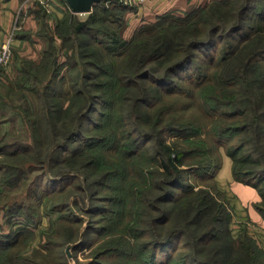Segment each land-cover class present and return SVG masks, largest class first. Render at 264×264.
<instances>
[{
	"label": "rangeland",
	"instance_id": "obj_1",
	"mask_svg": "<svg viewBox=\"0 0 264 264\" xmlns=\"http://www.w3.org/2000/svg\"><path fill=\"white\" fill-rule=\"evenodd\" d=\"M119 2L123 1L112 0L106 5L114 6ZM113 13L117 19L118 12L114 10ZM87 15L67 13V23L73 16L85 19ZM233 18L227 16L221 23L227 27ZM211 22L200 24V38L205 37L208 29L211 30L217 23L216 19ZM175 24L174 19L168 18L137 27L133 35L142 47L137 50L136 60L139 61L148 48L159 44V34H171V25ZM54 25L48 31L50 36L54 32ZM92 25L100 30L117 27V23L108 21H98ZM96 33L97 40L104 42L90 37V33L82 34L83 57L76 55L67 59L61 54L60 65L63 66L56 76L48 71L50 57L44 56V51H25L16 56L13 51L10 63L0 66L3 84L13 82L21 74L15 69L21 59L39 62L38 66L24 62L21 68L31 69L40 77V80L32 78L27 83L28 88L21 92L22 98L16 96L15 104L21 105L18 112L13 110L16 114L0 113V264H118L124 259L123 255H118V251L125 249L128 243L133 245L140 242L145 245L150 241L155 228L148 225V220L159 217L161 212L147 206L152 196L160 194V189L155 186L160 185V173L154 176L150 174L157 167L150 160L155 136L163 135L166 143L176 141L179 147L187 148L183 137L169 131L177 123L201 124V136H207L214 116L210 118L203 112L200 95L205 93L209 96L213 92L206 89L196 91L193 97L187 94L189 88L194 87V72L197 67L201 68V76L212 71L228 41L234 45L242 43L238 35L234 39L228 37L224 40L218 36L219 39L213 43L197 48L192 62L172 76V90L150 92L153 98L146 106L139 107V113L133 104V98L139 96V91L132 90L133 87L126 85V80L121 76L128 66L124 60L132 42L124 47H114L102 32ZM184 37L185 34L182 37L185 41ZM171 38H174L173 42L177 39L173 34ZM70 43L72 40L65 42L67 46ZM55 45L61 51L67 48H62L60 38L55 39ZM157 59L146 64L143 62L137 67L158 73L163 66ZM257 60L264 69V54L259 55ZM93 63L100 68L93 67ZM86 71H95L97 75L82 78ZM116 72L119 81L114 78ZM150 82L147 80L148 84ZM76 89L90 91L77 95L74 92ZM103 96L110 99L112 107L102 104ZM91 97L97 101L92 102ZM90 102L92 106L89 109L85 106ZM109 110L111 115L105 117V112ZM136 121L138 127L154 137L148 141L139 137L137 142L134 140L132 143L136 136ZM66 133L67 138L64 137ZM241 135L230 132L223 136L222 144L216 150L221 158L227 155L226 148L238 143ZM12 142L19 143L18 150L8 154L13 151ZM132 151L136 154H130ZM212 172L202 175L188 171L186 181L195 189L207 187L213 201L224 206L221 212L224 219L219 226L223 230L229 228L231 235L222 230L215 238L194 244L189 236L192 233L200 234L208 227L201 216L202 212L195 215L197 201L189 198L178 209L177 217L187 227L188 235L178 236L165 246L157 255L158 263L200 264L197 261H202L204 264H239L242 258L247 261L245 264L256 261L264 264V218L256 208L263 219L262 225L252 221L234 225L231 207L227 198L215 187ZM247 178L256 181L253 175ZM263 184L260 182L261 186ZM181 193L177 188L174 197ZM174 197L158 205L170 211L175 205ZM132 200L136 203H132ZM214 202L211 208L217 209ZM148 211L151 216H148ZM172 213L173 210L171 216ZM36 214L38 218L41 217L37 227L28 223L31 218H37ZM170 220L157 226L156 231L161 237L170 232ZM244 230L248 233L246 237L242 234ZM232 235L240 237V241L232 240ZM240 245H244L252 254L251 261L247 260L246 250Z\"/></svg>",
	"mask_w": 264,
	"mask_h": 264
},
{
	"label": "trees",
	"instance_id": "obj_2",
	"mask_svg": "<svg viewBox=\"0 0 264 264\" xmlns=\"http://www.w3.org/2000/svg\"><path fill=\"white\" fill-rule=\"evenodd\" d=\"M107 2H112V0H102L96 3L92 10L88 12L85 19H79L78 17L74 18L73 16L67 23L68 19L66 18L68 17L66 13L62 18L56 21L54 32L50 36V47L47 51H44V56L48 55V57H50V68H48V71L52 72L54 76L59 74L61 66H63L60 65L61 54L67 59L74 58L76 55L83 57L84 52L81 50L83 44L82 34L90 33V37L97 40L98 37L96 32H102L103 35L108 37L109 42L112 43L114 47H124L132 42L131 48L125 54L124 61H126L128 66L121 73V76L126 80L124 81L126 85L133 87L132 90L134 91H139V96L133 98V104L136 106L138 112L140 110L139 107L141 108L142 105L146 106L153 98L154 95L150 94V92L158 90L170 92L172 90V76L178 70L192 62L197 48L213 43L215 40L219 39L218 36H220V40H224V38L228 37L234 39L235 36L238 35V39L242 40V43L237 45H234L232 41L226 43V47H223V52L216 61L212 71L207 74L204 73V75L201 76V68L197 67L194 72L196 75V79L193 81L194 87L192 88L193 90L189 88L190 90L187 94L193 97L196 91H203L206 89L213 92L209 96L205 93L200 95L203 112L210 116V118L214 116V120L210 125L212 128H210V132H207V136H201L202 128L201 124L198 123H177L169 128V131L175 133L174 135L183 137L186 140L188 145L187 148L179 147L176 141L166 143L163 135L155 136L153 154L150 156V160L152 161L151 164H155L157 167L156 169H152L150 174L154 176L155 173H160V185H155L160 189V194L154 197L152 196L148 200L147 206L154 207L161 212L159 217L155 219L152 217L150 221L148 220V225L151 226V228H155L154 232H151L150 241L145 242V245L140 242L129 245V243L126 242L128 245L125 249L117 251L119 256H124L123 261H120L121 263L119 262L118 264H128V262H131V264H162L161 262L158 263L157 255L162 252L163 248L172 243L178 236L188 235L187 227L180 223L177 217L178 209L188 201L189 198L197 201L194 206L196 209L195 215H197V212L198 215L202 212L201 216L205 218L204 220L206 221L204 223H207L206 228L208 227L206 231L200 234L194 235L192 233L189 236L194 244L201 243L210 237L215 238L218 232H222L223 229L220 228L219 224L224 219V215L221 213L224 211V206L213 201L211 191L207 187L195 189L194 185L186 181V174L190 171L204 175L207 174L208 171H213L211 175L213 177L216 170L221 165V157L216 150L219 145L222 144L223 136L228 135L230 132L242 134L236 145L226 148V154L231 159L232 177L237 181L244 182L257 189L260 200L255 203V207L264 218V184L262 186L260 185V182H264V69L257 60L259 55L264 54V0H212L206 5L184 15L172 13L164 14L158 19H174L176 24L171 25L173 31L171 34H159V44L144 51L140 59L141 61L139 60L140 62L136 60V57L138 53L137 50L142 47L141 42L138 39L135 40V34L130 39H125L121 36V27L125 22V11L129 6L123 2L110 6L106 5ZM114 10L118 12L117 19L113 17ZM68 13L70 14L71 12L69 11ZM75 14L77 13H74V15ZM206 15L208 17L204 18ZM227 16H234V18L230 19L231 22L225 27L223 25L224 23L221 22L226 19ZM42 17H44V19L47 18L45 12L42 13ZM211 18L216 19V26L214 25L211 30L208 29V34L200 38L198 36L201 32L200 24L212 23L211 21L213 19ZM98 21L115 22L117 23V27H112L110 30H100L99 27L95 28V26L92 25L94 22ZM172 34L177 38L175 42H173L174 38H171ZM183 34H185L186 37L185 41L182 39ZM56 38L61 39L62 48H64V46L67 47L65 50L61 51V49L55 45ZM67 40H72V43L68 46L65 44ZM97 41L101 43L104 42L99 39ZM112 48L109 49L111 50ZM156 57H158L157 61L163 66L162 71L156 73L157 71L154 70L150 71L149 69H140L137 67V65L143 62V64H146ZM17 59L19 60L20 58L17 57ZM210 61L208 63H210ZM24 62H28L30 65L35 66L39 64V62H34L29 59H21L15 67L16 71L21 74L17 76L15 80L8 84H3L0 80V113L4 115L10 113L16 114L18 108H21V105L15 104L17 101L16 96L22 98L21 92H24L26 88H28L27 83H29L32 78L40 80L39 75L32 72L31 69L21 68V64ZM93 67L97 68L99 65L93 63ZM133 67L135 68L133 69ZM1 71L2 69H0V73ZM102 72L106 73L104 70H102ZM117 73L118 72L115 73L114 78L119 81L120 78ZM78 74L80 77L81 72ZM96 75L97 73H95V71H86V73H83L82 78L95 77ZM200 77L202 78L200 79ZM147 80L151 82L148 84ZM92 84L98 85V83ZM85 91L88 92L90 90L76 89L74 92L79 95L85 94ZM91 100L92 102L95 100L97 101V99H93L92 97ZM101 102L109 108L112 107L110 99L108 100L104 96L101 97ZM91 104L90 102L88 106L85 107L90 109L92 106ZM15 109L16 111H13ZM104 115L105 117L111 115V111L105 112ZM138 126L139 123L136 121L134 130L136 136L134 137L135 139H132V143H134V140L137 142L139 137L146 138V141L154 137L153 134H148L147 131H144ZM64 137H68L67 133L64 134ZM18 145L19 143L16 144V142H12L11 146L13 151L8 154L16 152V150H18ZM134 153L136 154L135 151H132L130 154ZM248 175H253L256 181L249 180V178H247ZM215 187L224 195L216 186V183ZM177 188H179L182 193L180 196L174 197ZM173 197L174 199L176 198L175 205H173L170 211L162 209L158 205L159 202H166ZM212 202L217 206V209L211 208ZM132 203L136 202L132 200ZM172 210V216L176 213L173 217L171 216ZM148 216H151L149 211ZM36 217V219L31 218L28 223L37 227L41 217L39 216L38 218V214H36ZM227 217H229V215ZM168 220L171 221L170 232L161 237L158 231H156L157 226ZM33 222L35 223L32 224ZM223 231L225 234L231 235L229 228ZM229 231L230 233H228ZM245 232L242 234H245L246 237L248 233ZM231 238L235 242L237 240L240 241V237H234L232 235ZM192 243L189 244L191 245ZM1 244L4 243L1 242ZM240 244L243 243L241 242ZM242 247L246 250L245 256L247 260L251 261L252 254L249 253L244 245H240V248ZM250 250L252 249L250 248ZM246 262L247 261L241 258L239 264H245ZM197 263L204 264L202 261H197ZM163 264H167V261ZM254 264L259 263L256 261Z\"/></svg>",
	"mask_w": 264,
	"mask_h": 264
},
{
	"label": "crops",
	"instance_id": "obj_3",
	"mask_svg": "<svg viewBox=\"0 0 264 264\" xmlns=\"http://www.w3.org/2000/svg\"><path fill=\"white\" fill-rule=\"evenodd\" d=\"M210 1L212 0H131L130 4H126L129 8L125 11L121 36L129 39L143 23L155 21L167 13L184 15ZM69 11L71 12L64 0H52L49 10L39 0H0V43L18 20L20 27L13 42L15 56L22 55L25 51H46L50 44V26ZM43 12L48 17L47 23L42 17ZM4 68L8 69L6 66ZM214 181L227 198L234 225H244L249 221L263 224L255 207V203L260 200L257 189L233 179L227 155L222 156Z\"/></svg>",
	"mask_w": 264,
	"mask_h": 264
},
{
	"label": "built area",
	"instance_id": "obj_4",
	"mask_svg": "<svg viewBox=\"0 0 264 264\" xmlns=\"http://www.w3.org/2000/svg\"><path fill=\"white\" fill-rule=\"evenodd\" d=\"M52 0H39V3L46 8L50 9ZM65 1V0H64ZM125 4H130L131 0H122ZM66 2V1H65ZM18 20L15 21L11 31L6 35V37L0 43V66L8 65L13 56V42L16 37V31L19 28Z\"/></svg>",
	"mask_w": 264,
	"mask_h": 264
},
{
	"label": "water",
	"instance_id": "obj_5",
	"mask_svg": "<svg viewBox=\"0 0 264 264\" xmlns=\"http://www.w3.org/2000/svg\"><path fill=\"white\" fill-rule=\"evenodd\" d=\"M71 12L88 13L92 10L96 3L102 0H65Z\"/></svg>",
	"mask_w": 264,
	"mask_h": 264
}]
</instances>
